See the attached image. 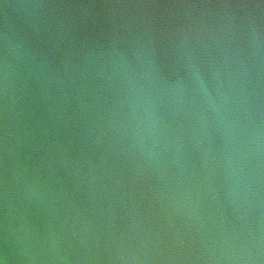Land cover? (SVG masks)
<instances>
[{
  "label": "water",
  "instance_id": "obj_1",
  "mask_svg": "<svg viewBox=\"0 0 264 264\" xmlns=\"http://www.w3.org/2000/svg\"><path fill=\"white\" fill-rule=\"evenodd\" d=\"M0 264H264V0H0Z\"/></svg>",
  "mask_w": 264,
  "mask_h": 264
}]
</instances>
